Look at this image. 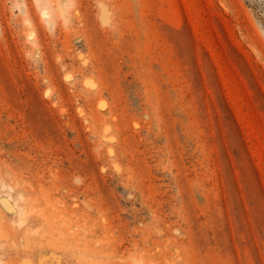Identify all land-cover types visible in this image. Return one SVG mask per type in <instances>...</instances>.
<instances>
[{
    "label": "rangeland",
    "instance_id": "374dc122",
    "mask_svg": "<svg viewBox=\"0 0 264 264\" xmlns=\"http://www.w3.org/2000/svg\"><path fill=\"white\" fill-rule=\"evenodd\" d=\"M0 264H264V0H0Z\"/></svg>",
    "mask_w": 264,
    "mask_h": 264
}]
</instances>
